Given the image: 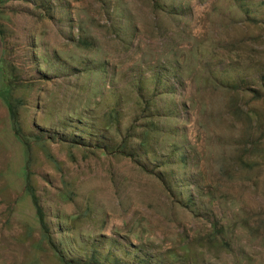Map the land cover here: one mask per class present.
I'll return each instance as SVG.
<instances>
[{"label": "rangeland", "instance_id": "1", "mask_svg": "<svg viewBox=\"0 0 264 264\" xmlns=\"http://www.w3.org/2000/svg\"><path fill=\"white\" fill-rule=\"evenodd\" d=\"M0 73V264H263L264 0H0Z\"/></svg>", "mask_w": 264, "mask_h": 264}, {"label": "trees", "instance_id": "2", "mask_svg": "<svg viewBox=\"0 0 264 264\" xmlns=\"http://www.w3.org/2000/svg\"><path fill=\"white\" fill-rule=\"evenodd\" d=\"M165 69H163L164 72ZM175 75V73L173 74ZM172 75V76H173ZM164 76L161 74L160 71L156 72L153 74V76L150 78V84L152 85L148 89H145L146 87L144 86V79H139L137 81L136 87H138V100L141 102V106H147V108H150L153 104V102H162L165 101L166 98L169 95L174 94V87L171 84L166 83V87L163 89H160L161 86L163 85V78ZM165 80V78H164ZM148 87V86H147ZM148 93H151L148 95ZM157 98V99H154ZM156 110H159L156 108ZM176 108H173V111H175ZM169 111V110H168ZM11 112V117L16 122L15 119V114L13 113L12 110ZM167 117H170V115ZM133 153H129L128 156H133L135 149L132 151ZM133 154V155H132ZM158 176L161 177V180L163 182V185L165 186L166 190L169 192V194H172L174 196V203L179 205L183 209H190L191 207H195V202L194 199L188 198L184 199L182 196V192L179 191L178 196L176 193L172 192V185L168 182H166V176L160 171H155ZM169 181V180H168ZM34 205L36 208V213L37 217L39 219V222L41 224V227L44 232H47L46 229V224L43 219V215L41 212L40 207L37 205L36 199L33 197ZM191 212V211H190ZM222 219L219 220H211L209 221V226L208 229L206 230V237L208 238L207 242L205 245L199 247V249H194L190 248V245H185L183 248V255L180 256V258L183 259V264H235L233 257L236 255V236L234 234V228L227 224L224 225L221 223ZM56 248V247H54ZM58 256L59 260L63 264H96V261L91 258H86V259H67L65 258L60 251L55 249ZM242 254V253H241ZM173 257L176 258V254H173ZM179 256H177L178 258ZM146 257H143L145 259ZM172 258V256L170 257ZM169 258V259H170ZM171 260V259H170ZM176 260V259H175ZM114 264H132L130 261H122L117 258H114ZM144 264H149L145 263ZM261 264V263H260ZM264 264V262H263Z\"/></svg>", "mask_w": 264, "mask_h": 264}, {"label": "crops", "instance_id": "3", "mask_svg": "<svg viewBox=\"0 0 264 264\" xmlns=\"http://www.w3.org/2000/svg\"><path fill=\"white\" fill-rule=\"evenodd\" d=\"M0 75H1V73H0ZM0 83H1V77H0Z\"/></svg>", "mask_w": 264, "mask_h": 264}]
</instances>
